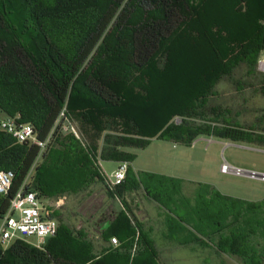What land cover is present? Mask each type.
Here are the masks:
<instances>
[{"label":"trees","instance_id":"16d2710c","mask_svg":"<svg viewBox=\"0 0 264 264\" xmlns=\"http://www.w3.org/2000/svg\"><path fill=\"white\" fill-rule=\"evenodd\" d=\"M263 52L264 0H0V112L31 125L39 141L51 134L41 152L0 130V171L15 174L0 194V218L26 180L25 188L46 203L84 199L98 188L110 201L104 219L79 227L47 207L56 235L41 249L21 240L0 246V264H159L154 242L142 232L134 244L133 217L121 200L126 184L141 185L172 214L182 226L175 231L179 246L212 250L214 264H264V200L223 196L201 184L180 217L154 190L173 178L136 176L129 166L126 184L112 188L100 165L132 163L136 156L127 150L154 138L264 145V134L224 120L228 110L210 103L216 85L241 66L259 79L264 96V75L256 70ZM64 108L81 140L52 131ZM176 183L169 202L177 208L182 181ZM115 200L123 209L112 208Z\"/></svg>","mask_w":264,"mask_h":264},{"label":"rangeland","instance_id":"374dc122","mask_svg":"<svg viewBox=\"0 0 264 264\" xmlns=\"http://www.w3.org/2000/svg\"><path fill=\"white\" fill-rule=\"evenodd\" d=\"M236 80L240 82V86L236 84ZM260 86L259 79L248 76L246 67L241 66L235 70L231 78L223 79L216 85L217 95L211 98L210 103L228 110L227 113H223L224 120L235 121L247 128H254L257 133L264 134V96ZM4 119L6 116L0 112V121ZM72 121L78 129L79 124ZM181 121V117L173 119L176 124ZM85 141L90 143L89 137H86ZM226 143L228 142L216 138L198 137L191 145H185L182 142L154 138L145 148L132 151L136 156L132 168L136 171L153 172L173 178L159 183L154 190L160 194L162 201L170 209L177 210L176 213L180 217L186 216L188 203L191 199L194 201L197 198L201 184L210 185L212 192L217 191L223 196L249 202L264 200V180L221 171L222 164H229L244 171L263 174L264 145L231 142L225 145ZM100 165L103 174L107 176L117 168L118 162L100 161ZM179 179L184 181L181 180V190H185L186 193L192 191L193 197H185V193L177 199L174 197L176 208L174 204L170 205L169 197L172 195V188L177 186L176 180ZM107 202L110 201L104 191L98 188L84 199L69 196L56 202L49 201L47 205L52 213L58 211L70 225L79 227L91 218L104 219L110 209ZM118 203L119 201L115 200L111 205L112 208H118ZM162 247L166 252L162 254L163 258L159 264H214L216 261V258L212 257V250L202 249L196 253L190 248L170 243H163ZM227 262L232 264L230 260Z\"/></svg>","mask_w":264,"mask_h":264},{"label":"built area","instance_id":"2783aa9c","mask_svg":"<svg viewBox=\"0 0 264 264\" xmlns=\"http://www.w3.org/2000/svg\"><path fill=\"white\" fill-rule=\"evenodd\" d=\"M256 70L264 75V52L259 56L256 62ZM65 108L61 111L57 118L52 131L60 128L66 133H71L76 139L81 140L80 132L73 121L65 114ZM0 130L11 135L17 142H31L36 144L40 151L43 152L50 140L51 134L45 141H39L33 128L29 124L17 123L15 119L6 117L0 121ZM129 163L122 161L109 175L104 177L110 187H117L124 183ZM221 171L223 173H231L234 175H247L252 178L259 177L264 180V173L257 174L254 172L244 171L240 168L232 167L228 164H222ZM32 173V170L30 174ZM103 173V172H102ZM29 174V175H30ZM15 174L11 170L0 171V194L6 195L11 187ZM27 180L11 197L8 209L0 218V246L4 249L16 240H21L41 249L46 242L54 237L57 233L58 223L55 219L49 218L47 203L43 201L39 195L31 190H27L25 185ZM58 204V203H56ZM111 245H117L116 237L109 239Z\"/></svg>","mask_w":264,"mask_h":264},{"label":"crops","instance_id":"0c3cea01","mask_svg":"<svg viewBox=\"0 0 264 264\" xmlns=\"http://www.w3.org/2000/svg\"><path fill=\"white\" fill-rule=\"evenodd\" d=\"M201 137H208V136H201ZM208 138L215 139L213 137H208ZM229 144L230 143L228 142L225 145H229ZM133 150L134 149H128L127 151L132 153ZM133 162L129 163V166L131 168H132ZM132 170L134 171V174L136 176L139 173H151L155 175H161V174H157L153 172H146L142 170L136 171L133 168ZM161 176H165V175H161ZM179 180L183 181V179H179ZM128 186H131V184H126V191L123 192L121 200L126 203L129 209L130 215L133 217V220L131 221V223L136 228V236L134 238V244H136L138 241L139 232H142L144 234V237L154 242L156 249H157V258L160 261L163 258L162 254L166 252V250H164L162 247L163 243L179 245L176 240L177 234L175 233V231H178L179 228H181L182 226L181 227L176 226L175 223H173V221H169V219L171 220L172 214L168 210H166L163 206H161L158 202L153 200L149 195H147L144 192L141 185L136 186L135 189L129 188ZM208 192L210 193L211 190H208ZM184 193H185V197H188V196L191 198L193 197L192 191H189L188 193H186L185 190L184 191L181 190V193L176 195L175 198L177 199L180 195H184ZM176 199H175V202H176ZM193 202L194 201L191 199L190 203L192 204ZM118 204H119V207L118 208L115 207L114 208L115 211H119L123 209V204L120 201ZM109 245L112 248H115L119 245V241L116 246L111 245L110 242H109ZM183 248H190L192 251L196 253L198 250H200L199 247L196 248L195 244H191L190 246H183ZM135 249L136 247L134 245L132 248V256L134 255Z\"/></svg>","mask_w":264,"mask_h":264},{"label":"water","instance_id":"95a60500","mask_svg":"<svg viewBox=\"0 0 264 264\" xmlns=\"http://www.w3.org/2000/svg\"><path fill=\"white\" fill-rule=\"evenodd\" d=\"M247 176V175H246ZM257 178H259V177H257Z\"/></svg>","mask_w":264,"mask_h":264}]
</instances>
